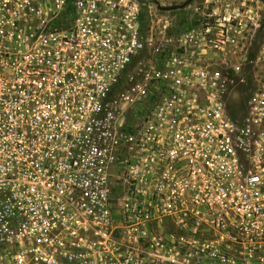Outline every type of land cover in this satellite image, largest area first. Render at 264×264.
<instances>
[{
	"label": "built area",
	"instance_id": "obj_1",
	"mask_svg": "<svg viewBox=\"0 0 264 264\" xmlns=\"http://www.w3.org/2000/svg\"><path fill=\"white\" fill-rule=\"evenodd\" d=\"M202 6L0 0V264H264L261 9Z\"/></svg>",
	"mask_w": 264,
	"mask_h": 264
},
{
	"label": "rangeland",
	"instance_id": "obj_2",
	"mask_svg": "<svg viewBox=\"0 0 264 264\" xmlns=\"http://www.w3.org/2000/svg\"><path fill=\"white\" fill-rule=\"evenodd\" d=\"M140 3L145 5V10L149 8L153 15V33L155 34L157 31V20L167 21L169 25V34L167 36H172L173 34H177L183 30H186L190 27V21H187L188 18L191 17V9H187L190 5L199 6L201 12L203 11V2L205 0H194L188 7L185 9L163 12L157 9V6L160 7H172V6H180L185 3L187 0H138ZM241 1V0H240ZM248 1V0H247ZM252 3L261 9V19L264 24V0H250ZM155 37V36H154ZM158 38V39H157ZM154 42L159 45V42H162L161 36H158ZM243 102L238 97L229 101L227 108L228 112L231 116H234L238 110L242 107Z\"/></svg>",
	"mask_w": 264,
	"mask_h": 264
},
{
	"label": "water",
	"instance_id": "obj_3",
	"mask_svg": "<svg viewBox=\"0 0 264 264\" xmlns=\"http://www.w3.org/2000/svg\"><path fill=\"white\" fill-rule=\"evenodd\" d=\"M194 0H187L185 3H183L180 6H172V7H160L157 6V9L159 11H163V12H170V11H175V10H180V9H185L186 7H188Z\"/></svg>",
	"mask_w": 264,
	"mask_h": 264
}]
</instances>
